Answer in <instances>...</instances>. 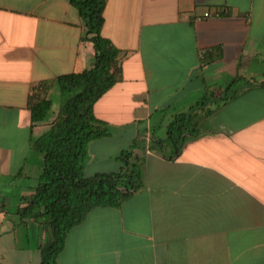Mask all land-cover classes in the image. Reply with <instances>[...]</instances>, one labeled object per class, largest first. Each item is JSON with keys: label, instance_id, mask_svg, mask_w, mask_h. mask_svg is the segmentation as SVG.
I'll list each match as a JSON object with an SVG mask.
<instances>
[{"label": "crops", "instance_id": "crops-1", "mask_svg": "<svg viewBox=\"0 0 264 264\" xmlns=\"http://www.w3.org/2000/svg\"><path fill=\"white\" fill-rule=\"evenodd\" d=\"M104 1L121 74L94 105L111 132L88 144L85 173L117 172L135 146L142 186L70 230L57 264H264V0ZM83 35L68 0H0V264L40 261L44 229L17 210L43 170L33 144L58 112L55 79L92 64ZM42 81L50 110L32 123ZM200 102L211 114L176 157L149 148Z\"/></svg>", "mask_w": 264, "mask_h": 264}, {"label": "trees", "instance_id": "trees-1", "mask_svg": "<svg viewBox=\"0 0 264 264\" xmlns=\"http://www.w3.org/2000/svg\"><path fill=\"white\" fill-rule=\"evenodd\" d=\"M80 17L83 39L92 43L89 68L58 76L60 104L49 130L33 144L43 153L44 165L33 194L17 210L22 219H33L45 232L38 264H57L68 233L95 208H118L142 186L141 163L132 150L120 153L117 172L86 175V148L91 141L110 135V127L96 118L95 103L119 80L122 53L101 35L104 0H68ZM219 12H215V14ZM220 15V14H218ZM51 82L31 87L27 106L32 123L50 110L47 91ZM204 102L174 115L161 139L149 136V148H170L177 156L188 138L201 134L210 116ZM160 146V148H157Z\"/></svg>", "mask_w": 264, "mask_h": 264}, {"label": "rangeland", "instance_id": "rangeland-1", "mask_svg": "<svg viewBox=\"0 0 264 264\" xmlns=\"http://www.w3.org/2000/svg\"><path fill=\"white\" fill-rule=\"evenodd\" d=\"M144 144H145V139L143 138V141H142ZM137 149V147L133 146L131 148H128V150H132V152L134 153L135 150Z\"/></svg>", "mask_w": 264, "mask_h": 264}, {"label": "built area", "instance_id": "built-area-1", "mask_svg": "<svg viewBox=\"0 0 264 264\" xmlns=\"http://www.w3.org/2000/svg\"><path fill=\"white\" fill-rule=\"evenodd\" d=\"M209 16H211V15H210V13H208V12H206V13L204 14V17H209ZM214 16H218V14L216 13V14H214Z\"/></svg>", "mask_w": 264, "mask_h": 264}]
</instances>
